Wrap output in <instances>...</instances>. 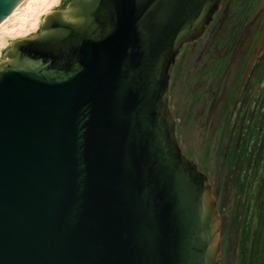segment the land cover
Listing matches in <instances>:
<instances>
[{
	"label": "water",
	"instance_id": "95a60500",
	"mask_svg": "<svg viewBox=\"0 0 264 264\" xmlns=\"http://www.w3.org/2000/svg\"><path fill=\"white\" fill-rule=\"evenodd\" d=\"M23 1L0 0V25ZM221 3L73 0L12 44L0 264H220L224 210L180 147L170 71Z\"/></svg>",
	"mask_w": 264,
	"mask_h": 264
},
{
	"label": "rangeland",
	"instance_id": "374dc122",
	"mask_svg": "<svg viewBox=\"0 0 264 264\" xmlns=\"http://www.w3.org/2000/svg\"><path fill=\"white\" fill-rule=\"evenodd\" d=\"M71 1L73 0H46V2L27 0L24 2L16 14L0 27V63L6 59V52L14 42L38 34L43 26V19L50 13L66 9ZM30 6L32 9L29 10ZM227 7L231 14H229L227 25L224 26L221 38L229 32L230 25L238 20L252 19L253 24L250 30L244 34V56L248 53L252 42L255 41L257 45L254 49L253 61L264 50V0H228L225 9ZM31 10L34 13H31ZM225 15L226 13L222 17L224 18ZM25 19L29 22L25 23ZM198 45L199 43L183 49L176 65V111L181 119L180 147L184 155L192 158L200 170L216 181L224 210L220 264H249V261L252 262L254 259V263H257L254 252L256 254L259 252L262 255L260 259L262 261L264 259V214L263 218L262 214L260 215L262 209L264 212V202L261 203L258 200V188H256L255 196L250 182L243 187L244 177L241 176V180L236 178L235 182L233 179L237 172L242 175L241 168H245L244 164L249 155L246 151L256 142L259 144V136L257 135L254 139L244 136L239 142L238 130L242 123L237 121L235 116L239 108L237 102L234 121L227 124L220 116L214 120L209 116L214 103L213 100H209L210 97L203 96L202 80L199 76L207 72L206 68L207 66L210 68V63L206 62V56L199 60V53L196 54L199 50ZM241 59H236L233 74L235 83L231 80L232 84L238 83L237 68L242 65L238 64ZM262 88L264 89V85ZM234 91L235 88H233V94ZM263 97L264 94L261 95L262 99ZM234 126L236 132L231 149L227 150L230 133ZM261 136L263 140L264 131ZM238 142L241 148L238 153L239 159L232 165L229 159ZM238 180H240L239 183ZM260 259L258 262H261Z\"/></svg>",
	"mask_w": 264,
	"mask_h": 264
},
{
	"label": "flooded vegetation",
	"instance_id": "af4514ba",
	"mask_svg": "<svg viewBox=\"0 0 264 264\" xmlns=\"http://www.w3.org/2000/svg\"><path fill=\"white\" fill-rule=\"evenodd\" d=\"M224 13H226V15L223 18L222 15H224ZM229 14H231L230 10L228 7L227 9L223 8L222 0L220 11L214 16L213 21L206 28L203 37L185 47H192L199 43V50L196 53H199V60H202V58L206 56V62L210 63V68L208 66L206 68L207 72L199 76L202 80L203 96L207 98L210 97L209 100H213L214 103L209 116L213 120L220 116L228 124L234 121L235 107L239 105L238 113L235 115L237 121L242 123L238 130L239 142L244 136L253 139L257 137V135L259 136V144L256 142L254 146L249 147L246 151L249 155L244 164L245 168H241V171H243L242 175H239V172L235 173L233 180L235 182L237 181L236 178L241 180V176L244 177L243 187H245L246 183L248 184V182H250L255 191V196L256 188H258V200L262 203L264 202V154H262L264 151V139L261 140V135L264 131V97L262 99L261 95L264 94V89L262 88L264 85V50L252 61L254 49L257 45V43L253 41L248 53L244 56V34L250 30L253 24L250 18L246 20L240 19L235 22V24L230 25L229 32L221 38L224 26L227 25ZM226 35H228V38L225 40ZM181 52L171 68L170 75L177 65ZM238 55L240 57H238ZM239 58L242 59L238 64L242 65L237 68L239 80L237 84H234V67ZM208 70H210V72ZM231 80H234L233 84ZM232 87L235 88L234 94ZM236 102L238 105H236ZM236 127L234 126L231 130L227 150L231 149ZM239 142L237 143L233 155H231L229 159L232 165L237 161L236 157H238L237 155L241 150ZM256 144H258V146ZM240 180H238V183ZM250 193H252V191H250Z\"/></svg>",
	"mask_w": 264,
	"mask_h": 264
},
{
	"label": "bare ground",
	"instance_id": "6f19581e",
	"mask_svg": "<svg viewBox=\"0 0 264 264\" xmlns=\"http://www.w3.org/2000/svg\"><path fill=\"white\" fill-rule=\"evenodd\" d=\"M27 0H24L14 11H13V13L10 15V17L6 20V21H4L1 25H0V27L1 26H3L4 24H6V22L12 17V16H14L15 14H16V11L20 8V6L24 3V2H26ZM44 2H46V0H44ZM44 2H42V3H44ZM30 9H32L31 8V6L29 7V10ZM31 13H34L32 10L30 11ZM51 14V13H50ZM48 16V15H47ZM25 21V23H28L29 22V20L28 19H25L24 20ZM43 21H45V19H43ZM43 24H44V22H43Z\"/></svg>",
	"mask_w": 264,
	"mask_h": 264
},
{
	"label": "trees",
	"instance_id": "16d2710c",
	"mask_svg": "<svg viewBox=\"0 0 264 264\" xmlns=\"http://www.w3.org/2000/svg\"><path fill=\"white\" fill-rule=\"evenodd\" d=\"M237 156H239V155H237ZM236 159L238 160V157H236ZM235 159V160H236ZM234 160V161H235ZM262 214V215H261ZM263 214H264V212H263V209H262V211H260V215L262 216V218H263ZM258 253L259 252H257V254L254 252V254H255V256H256V260H257V263H254L255 261V259L251 262V260L249 261L250 263L249 264H264V259H263V261H262V259H260L261 257H262V255H260V253H259V255H258ZM254 256V255H253ZM259 259L261 260V262H258L259 261Z\"/></svg>",
	"mask_w": 264,
	"mask_h": 264
}]
</instances>
